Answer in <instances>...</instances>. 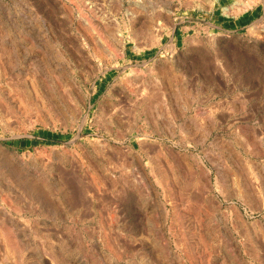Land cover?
<instances>
[{
	"label": "rangeland",
	"instance_id": "obj_1",
	"mask_svg": "<svg viewBox=\"0 0 264 264\" xmlns=\"http://www.w3.org/2000/svg\"><path fill=\"white\" fill-rule=\"evenodd\" d=\"M0 146V264H264V0H0Z\"/></svg>",
	"mask_w": 264,
	"mask_h": 264
},
{
	"label": "bare ground",
	"instance_id": "obj_2",
	"mask_svg": "<svg viewBox=\"0 0 264 264\" xmlns=\"http://www.w3.org/2000/svg\"><path fill=\"white\" fill-rule=\"evenodd\" d=\"M92 13V12H91ZM90 13V14H91ZM96 14V13H95ZM104 15V14H103ZM92 16V15H91ZM95 16V15H94ZM97 16V15H96ZM101 16L102 15H100V18H101ZM98 16L97 17H93V21H94V23L96 24V26H97V28H94L93 29V33L95 32V33H98V32H101V33H104V35H105V38L106 39H108V40H110V37H112V35L109 33V31L107 30V28L103 25V20L102 19H100ZM104 19V18H103ZM85 23H88V22H85ZM89 24V23H88ZM96 31H98V32H96ZM100 35V34H99ZM104 35H102V36H99L100 38H102ZM113 38V37H112ZM102 40V39H101ZM104 41V40H103ZM105 42V44H106V41H104ZM111 42V41H110ZM107 43H108V41H107ZM115 112V111H114ZM1 147V146H0ZM8 149V148H7ZM3 150V149H2ZM6 150V149H5ZM4 150V151H5ZM3 151V152H4ZM2 152V151H1ZM5 153H6V151H5ZM13 153V152H12ZM7 154V153H6ZM5 155V154H4Z\"/></svg>",
	"mask_w": 264,
	"mask_h": 264
}]
</instances>
